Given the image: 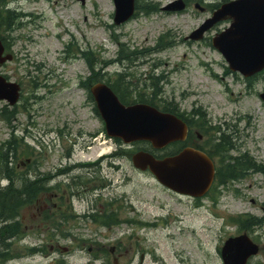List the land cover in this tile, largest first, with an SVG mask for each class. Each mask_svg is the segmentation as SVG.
Segmentation results:
<instances>
[{"label":"rangeland","instance_id":"1","mask_svg":"<svg viewBox=\"0 0 264 264\" xmlns=\"http://www.w3.org/2000/svg\"><path fill=\"white\" fill-rule=\"evenodd\" d=\"M173 1L139 0V4L153 2L161 8ZM3 4L24 16L17 20L16 28L2 31L14 59L0 72L22 88L20 114L13 123L16 135L25 136V142L41 154L45 170L52 169L55 174L74 163L93 164L103 152L99 173L105 185L95 193L100 203L91 191L84 198L70 197L68 208L76 218L65 224L68 237L57 234L60 243L48 245V233L32 230L27 239L15 245L23 257L9 264H223L219 250L229 238L244 232L260 248L249 264H264V173L259 170L264 165V103L258 95L264 92V80L249 83L230 72L223 56L212 46V38L225 31L229 21L219 23L204 40L195 42L185 38L210 13L199 12L194 4L178 14L160 9L146 16L139 11L120 26L114 25L113 0H4L0 8ZM166 34L174 45L161 49L163 44L159 45L158 40ZM70 44L74 49L95 53L100 63L97 70L105 82L113 80L117 71L133 74L135 77L128 79L133 83L136 79L145 81L151 74L164 77L158 97L164 101L160 103H176L186 110L197 103L213 118V127L226 134L233 148L230 155L247 157L253 168L229 189L218 188V204L206 199L197 208L189 198L163 188L150 173L137 171L130 155L112 158L120 148L134 151L145 146L119 145L102 133L103 122L94 112L95 105L80 88V81L89 78L90 70L82 58L75 60L65 53ZM119 44L140 53V58L132 64L109 65L119 58ZM149 84L147 81L150 88ZM4 104L0 102V110ZM11 131L0 120V145L10 138ZM93 132H99L95 142L90 138ZM166 153L168 150L158 154ZM80 174L87 172L73 170L57 176L53 184L70 191L71 179ZM113 200L122 208L120 218L156 227L122 223L119 227L103 228L82 218L104 214L107 209L101 206ZM33 212L24 213L29 227ZM239 216L256 221L257 225L240 231L238 225L229 221ZM36 244L54 246L53 251L57 248V252L47 250L27 256V249L22 246ZM64 248L69 250L65 252ZM97 248L110 252L107 260L96 259L93 253Z\"/></svg>","mask_w":264,"mask_h":264},{"label":"water","instance_id":"2","mask_svg":"<svg viewBox=\"0 0 264 264\" xmlns=\"http://www.w3.org/2000/svg\"><path fill=\"white\" fill-rule=\"evenodd\" d=\"M115 3V22L120 25L132 17L135 0H115ZM172 6L165 10L180 11L185 7L181 2ZM227 19H232L231 27L217 35L213 44L224 55L232 71L251 77L264 69V0H237L224 4L191 38L202 39L206 31ZM3 53L0 43V64L12 59L11 56L3 58ZM19 90L18 85L7 83L0 76V100H8L14 105L19 99ZM92 92L109 136L122 138L126 143L149 141L155 148L183 139L185 126L175 116L146 105L125 107L104 84L96 85ZM261 98L264 100V94ZM133 163L142 171L149 168L167 188L193 197L206 195L214 179L211 161L193 151L165 160H156L152 155L140 152L133 157ZM257 253V246L244 235L226 241L221 255L224 264H247Z\"/></svg>","mask_w":264,"mask_h":264},{"label":"trees","instance_id":"3","mask_svg":"<svg viewBox=\"0 0 264 264\" xmlns=\"http://www.w3.org/2000/svg\"><path fill=\"white\" fill-rule=\"evenodd\" d=\"M147 8L151 7L147 6ZM152 10H157V8H153ZM13 14V11L8 9L0 10V23L4 26V28L7 29L12 25ZM78 53H80L81 56L86 60L91 71L92 75L86 82L90 87V85H92L94 82L100 81V75L96 72V68L99 65V62L95 58V53L91 50H88L86 52H80L78 50ZM120 54L124 55L125 58H128L127 60H129L130 62H133L137 59L133 58L136 52H127L126 48L124 47L121 48ZM126 76L127 75L117 74L112 81V86H114V89L117 91L119 97L124 103L127 104L126 97L132 99V95L134 94L137 95L138 100L158 106L156 102V96L160 94V89L158 87L160 79L151 77L152 93L150 95H147L146 93L141 91L139 85L134 86L131 84V82L127 81ZM176 109L177 106L173 103H168L164 107L165 111L172 113H176ZM18 113L19 112L17 109L9 111V109L5 107L1 111L0 117L4 118L5 120L7 119L10 122L15 118L16 115H18ZM219 148L220 149H216L214 151L215 155H221L222 144H219ZM28 149L30 148L28 147ZM20 151L22 154L30 153L29 150L25 151L23 149V140L18 139L15 136L12 137L11 141H8L0 146V178L6 177L12 182L21 179V175L17 171H15L16 169H11L9 167L10 158L17 157ZM237 162H239L238 159L235 160V166L228 167L225 170L221 169V171L219 172L220 184L225 185L228 181L237 179L238 173L236 169L237 167L242 166ZM244 165H247V163H244ZM35 197L36 188L34 187V185H22L21 187L12 185L0 193V264H7L8 261L14 259L15 255L13 245L16 240L22 239L25 234L23 225L21 222H19L17 217L27 205H31L33 203ZM99 222L102 226L105 227L119 225L117 217L115 218V216L111 214L102 217ZM239 226L242 229V222H239Z\"/></svg>","mask_w":264,"mask_h":264},{"label":"flooded vegetation","instance_id":"4","mask_svg":"<svg viewBox=\"0 0 264 264\" xmlns=\"http://www.w3.org/2000/svg\"><path fill=\"white\" fill-rule=\"evenodd\" d=\"M180 118L186 124L187 134L184 140L177 143L178 153H182L186 150H194L206 155L213 161V118L209 120L207 115L201 118L198 108H192L191 110L181 108ZM36 185L39 190L38 201L43 200L41 202L44 203V207L39 211L42 212L47 209L52 210V208L47 205L48 203L44 201L47 195H42L40 193L41 181L36 182ZM48 198L50 201H53L55 198H58V195L52 193L51 196L50 194L47 196V199ZM54 208L56 209L57 205L54 206ZM41 214L42 213H39L38 217H41ZM51 249H54V247H51Z\"/></svg>","mask_w":264,"mask_h":264},{"label":"bare ground","instance_id":"5","mask_svg":"<svg viewBox=\"0 0 264 264\" xmlns=\"http://www.w3.org/2000/svg\"><path fill=\"white\" fill-rule=\"evenodd\" d=\"M21 185H27V186H30V185H34V183H32V182H24V183H22ZM40 185V184H39Z\"/></svg>","mask_w":264,"mask_h":264}]
</instances>
